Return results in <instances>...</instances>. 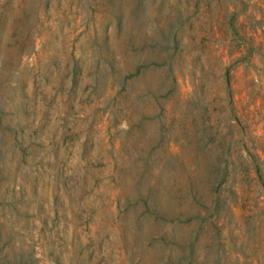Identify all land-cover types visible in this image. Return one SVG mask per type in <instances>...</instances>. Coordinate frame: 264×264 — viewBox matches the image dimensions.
I'll list each match as a JSON object with an SVG mask.
<instances>
[{"label":"rangeland","instance_id":"374dc122","mask_svg":"<svg viewBox=\"0 0 264 264\" xmlns=\"http://www.w3.org/2000/svg\"><path fill=\"white\" fill-rule=\"evenodd\" d=\"M0 264H264V0H0Z\"/></svg>","mask_w":264,"mask_h":264}]
</instances>
